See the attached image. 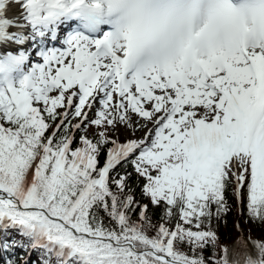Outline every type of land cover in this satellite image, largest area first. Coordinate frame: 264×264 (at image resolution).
<instances>
[{
    "label": "snow or ice",
    "instance_id": "obj_1",
    "mask_svg": "<svg viewBox=\"0 0 264 264\" xmlns=\"http://www.w3.org/2000/svg\"><path fill=\"white\" fill-rule=\"evenodd\" d=\"M13 3L81 27L0 81V264H264V0Z\"/></svg>",
    "mask_w": 264,
    "mask_h": 264
},
{
    "label": "rangeland",
    "instance_id": "obj_2",
    "mask_svg": "<svg viewBox=\"0 0 264 264\" xmlns=\"http://www.w3.org/2000/svg\"><path fill=\"white\" fill-rule=\"evenodd\" d=\"M36 29H29L31 32H28L27 34H25V37L30 33L31 37H30V41H29V37L27 42L25 43V45L21 46L18 49L15 50H9L7 52V54H10V57H1L0 58V81H3L5 79H11L13 80V76L15 74H22L25 72V70L23 69L21 73H18L17 67L18 69H20V67L18 66V64L20 63V59L23 63L25 68H29V70L32 67H29L30 63H32L33 65L35 64H39L42 60L43 55H45L47 53L48 50H51V48H42L40 51L38 50H34L36 45H42L44 43H46L47 41L44 40L46 37H54L55 40H60L57 39V30H54V32L51 33H45L43 30H41V28L39 26H35ZM29 28V27H28ZM38 37H43V38H38ZM38 38V39H37ZM65 37L62 38L61 42H58L61 45H63V40ZM56 47L59 46V44L57 42H55ZM50 44H54L53 41ZM47 43H46V47H47ZM56 49V48H54ZM21 54V55H20ZM23 56V57H22ZM144 135V131H138L135 133V138H141ZM121 140H123L125 138V134L121 135Z\"/></svg>",
    "mask_w": 264,
    "mask_h": 264
},
{
    "label": "trees",
    "instance_id": "obj_3",
    "mask_svg": "<svg viewBox=\"0 0 264 264\" xmlns=\"http://www.w3.org/2000/svg\"><path fill=\"white\" fill-rule=\"evenodd\" d=\"M24 66L23 64H20L19 67L21 70H25L24 73L20 74H15L13 76V80L19 79L21 76H23L25 73L29 71V68L22 67ZM33 64L30 63L29 67H32ZM22 72V71H21ZM20 72V73H21ZM55 94V93H53ZM143 183V181H141ZM231 194L229 193V196ZM137 198L139 199V189H137ZM239 209L235 204V201H232V210L230 215L226 218L227 219V225L225 226L224 224H221L219 227V232H220V237H221V244H226L230 248L233 246L234 242L237 240L239 233L237 230L233 227V224L237 221H239L243 226H244V236L248 237L249 232L248 229H251V238L253 239H264V235H262V227L261 226H253L245 223V217L240 216L239 214ZM136 217L133 216V220H135ZM152 233L149 232V235ZM249 249H251V244L248 245ZM20 255H25L24 253H19ZM29 264H39V254L38 252H33L31 256L29 257Z\"/></svg>",
    "mask_w": 264,
    "mask_h": 264
},
{
    "label": "bare ground",
    "instance_id": "obj_4",
    "mask_svg": "<svg viewBox=\"0 0 264 264\" xmlns=\"http://www.w3.org/2000/svg\"><path fill=\"white\" fill-rule=\"evenodd\" d=\"M4 2L7 4L8 0H4ZM0 16L2 19L7 20L10 25H12L10 28H8L5 31H0V58L4 56V53L7 54V52L15 47L17 44H21V38H23L22 34L31 32L29 29H36L35 26L26 24L22 18V12L19 4H11L9 8L6 10H0ZM62 24L59 26L61 27ZM29 27V28H28ZM59 32V31H58ZM22 36V37H21ZM29 37L30 41V33L27 35ZM43 38V37H42ZM45 40H47L49 43L55 40L54 37H46Z\"/></svg>",
    "mask_w": 264,
    "mask_h": 264
}]
</instances>
